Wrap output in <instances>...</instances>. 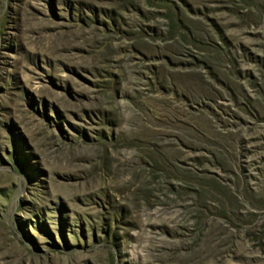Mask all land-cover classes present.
Returning <instances> with one entry per match:
<instances>
[{"label":"rangeland","instance_id":"1","mask_svg":"<svg viewBox=\"0 0 264 264\" xmlns=\"http://www.w3.org/2000/svg\"><path fill=\"white\" fill-rule=\"evenodd\" d=\"M0 264H264V0H0Z\"/></svg>","mask_w":264,"mask_h":264}]
</instances>
